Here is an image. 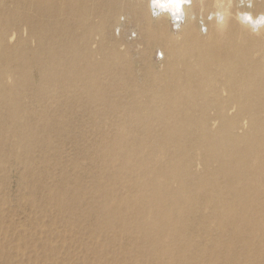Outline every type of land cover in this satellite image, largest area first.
Masks as SVG:
<instances>
[{"label": "bare ground", "instance_id": "1", "mask_svg": "<svg viewBox=\"0 0 264 264\" xmlns=\"http://www.w3.org/2000/svg\"><path fill=\"white\" fill-rule=\"evenodd\" d=\"M247 2L191 0L177 12L153 0H0V148L12 147L11 160L0 150V172L17 162L31 192H44V211L60 216L41 234L88 221L119 246L132 243L117 264H242L243 247L244 264H264V201L253 185L264 157V25L254 31L253 21L264 0ZM124 14L138 29L136 60L110 39ZM58 95L67 110L49 114ZM73 100L93 116L101 103L98 129L129 149L101 155L87 185L73 173L65 188L61 170L56 186L41 187L48 133L65 130ZM29 204L42 206L33 194Z\"/></svg>", "mask_w": 264, "mask_h": 264}, {"label": "rangeland", "instance_id": "2", "mask_svg": "<svg viewBox=\"0 0 264 264\" xmlns=\"http://www.w3.org/2000/svg\"><path fill=\"white\" fill-rule=\"evenodd\" d=\"M129 1L134 2L135 0ZM142 1L144 2V0ZM244 1L247 5L249 4L247 0ZM117 29H119V34H117ZM172 29L175 35L179 34L173 25ZM137 38H139L138 29L129 22V15L120 16L111 29L112 43L121 50L129 49L130 54L133 53V59L136 60L138 59V53L135 50ZM158 53L160 51H157L155 56V64L159 67L162 58ZM136 73L137 82L143 83L141 73L138 71ZM124 75L123 73L120 75L122 82L125 81ZM60 96L58 95V99L50 102L47 110L49 114L53 115L56 108L58 111L60 108L64 111L67 110V106L61 103L67 102V98L65 96L59 98ZM70 103L73 104L71 109L74 112L64 117L66 119L64 120L65 130L59 132L61 135L55 130L48 133L52 151L49 153L50 159L47 161L44 159L49 169L43 170L41 166L38 167L40 180L37 183L40 186V183L56 186L58 182L56 176L61 170L68 172L69 179L62 184L65 188L74 186V181L71 179L73 173L77 175L82 184L87 185L90 181L88 178L90 170L95 171L96 175L101 167L98 162L101 155L111 150L129 149L122 142L113 145L116 133L110 130V127L98 129L96 124L101 121V117L107 116L106 109L101 106V103L95 108V116L85 109L86 100L79 102L73 100ZM55 106L56 108H54ZM110 119L115 122L117 116L111 115ZM54 127L57 128L55 124ZM0 150L7 160L12 159L10 145L4 148L1 146ZM37 155L39 156L40 153ZM41 156L44 157V154ZM260 166L262 167L256 172L253 185L255 186V195L264 201V157L259 163ZM3 168L6 170L0 172V202L3 203L0 206V245L4 249V254L0 257V264H84L83 261L86 257L92 259L88 264H117L118 259L125 260L123 256L131 248L132 243H129V246H119L109 238L95 233L93 225L88 221H82L77 227H67L66 224L59 222L51 229L47 228L46 233L41 234L40 229L44 225H49L51 221L60 216L44 211V207L48 205L44 203V192L41 190L31 192L30 179L22 177V174L26 175L28 172H25L24 168H20L17 162L12 161L10 165ZM198 169L202 170V166H198ZM32 194L33 199L42 204L41 207L34 208L29 204ZM17 247H21L23 250H18ZM54 248L58 249V254L50 253ZM97 253L104 254L102 262L95 261ZM49 254L51 256L46 259L45 256ZM237 254L241 263L244 264L247 261V251L243 247L238 250ZM132 262L147 264L141 258H134ZM216 262L222 264L223 259L220 261L217 259Z\"/></svg>", "mask_w": 264, "mask_h": 264}, {"label": "clouds", "instance_id": "3", "mask_svg": "<svg viewBox=\"0 0 264 264\" xmlns=\"http://www.w3.org/2000/svg\"><path fill=\"white\" fill-rule=\"evenodd\" d=\"M218 2H223V0H218ZM228 2L230 3L231 0H228ZM153 3H155V4H160V3L168 4V3H171V4L174 5L176 11L178 12V11H180L182 4H190L191 0H153ZM249 6H251V5H249ZM244 16L249 21H252V17H251L250 13H245ZM221 19H223V17H221ZM253 23H254V25L257 26V27H254L253 30L257 31L259 25H264V14H261L258 18H256V20L253 21ZM117 34H119V29H117ZM133 35H135V33H133ZM158 55L160 57H162L163 53H158ZM8 83L9 84L12 83L11 77L8 78Z\"/></svg>", "mask_w": 264, "mask_h": 264}]
</instances>
